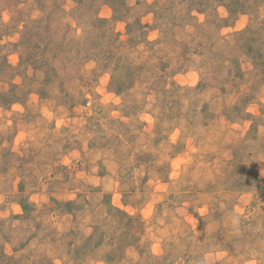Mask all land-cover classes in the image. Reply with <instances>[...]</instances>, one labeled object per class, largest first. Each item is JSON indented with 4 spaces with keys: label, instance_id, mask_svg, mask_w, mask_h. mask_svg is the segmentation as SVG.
Wrapping results in <instances>:
<instances>
[{
    "label": "rangeland",
    "instance_id": "rangeland-1",
    "mask_svg": "<svg viewBox=\"0 0 264 264\" xmlns=\"http://www.w3.org/2000/svg\"><path fill=\"white\" fill-rule=\"evenodd\" d=\"M0 264H264V0H0Z\"/></svg>",
    "mask_w": 264,
    "mask_h": 264
}]
</instances>
